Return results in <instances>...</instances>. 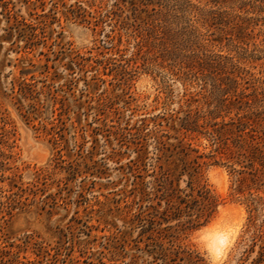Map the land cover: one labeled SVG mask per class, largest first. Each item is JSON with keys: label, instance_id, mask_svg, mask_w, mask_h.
Instances as JSON below:
<instances>
[{"label": "rangeland", "instance_id": "374dc122", "mask_svg": "<svg viewBox=\"0 0 264 264\" xmlns=\"http://www.w3.org/2000/svg\"><path fill=\"white\" fill-rule=\"evenodd\" d=\"M222 99L232 106L220 112ZM239 118L250 119L242 140H264V0H0V264L260 256L264 183L240 197L208 157L203 181L243 218L222 261L201 241L206 226L141 221L157 204L139 188L158 170V142L209 156L211 134Z\"/></svg>", "mask_w": 264, "mask_h": 264}, {"label": "trees", "instance_id": "16d2710c", "mask_svg": "<svg viewBox=\"0 0 264 264\" xmlns=\"http://www.w3.org/2000/svg\"><path fill=\"white\" fill-rule=\"evenodd\" d=\"M227 100H221L220 112L224 108H231L232 104H228ZM249 126L250 119L246 120V118L224 123L211 134L213 151L209 156L199 154V150L184 141H179L178 144L159 141L156 148L158 170L154 171V179L149 187L142 182L139 188L142 201L152 200L154 196L153 200L157 201V204L148 207L145 214L141 215L143 216L141 221L148 219L152 226L174 221L180 224L184 221L182 225L186 228L198 230L217 217L222 203L209 185L203 181L202 170L206 163L201 162V159L204 157L214 160L215 165L227 167L230 174L237 177L238 186L235 192L240 197L245 195L247 185L249 187L248 182L252 185L264 183V140H254L253 134L250 133L248 134L253 136V140H242ZM234 136L236 140H224V137ZM257 164L263 169L257 167ZM185 175L188 176V185L187 189H182L180 181ZM146 188H150V191ZM250 197L248 201L251 213L257 212L258 203L251 194ZM255 224L256 216L252 215L251 227H255ZM174 230L173 226H168L165 238L167 236L175 238ZM171 246L174 248L177 245L171 241ZM177 247L182 249L181 246ZM253 252V248L245 251L240 264H264V253L252 259ZM171 254L172 256L168 258L170 261L166 264H208L204 255L197 251L183 249Z\"/></svg>", "mask_w": 264, "mask_h": 264}, {"label": "bare ground", "instance_id": "6f19581e", "mask_svg": "<svg viewBox=\"0 0 264 264\" xmlns=\"http://www.w3.org/2000/svg\"><path fill=\"white\" fill-rule=\"evenodd\" d=\"M231 210V206L221 207L218 217L199 231L204 247L215 261L220 262L224 259L231 246L234 245L243 225V218L232 220Z\"/></svg>", "mask_w": 264, "mask_h": 264}]
</instances>
